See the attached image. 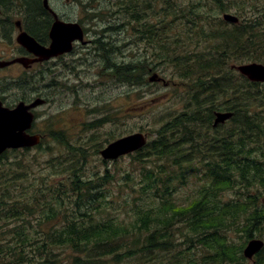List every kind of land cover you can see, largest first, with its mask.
<instances>
[{"label": "trees", "instance_id": "obj_1", "mask_svg": "<svg viewBox=\"0 0 264 264\" xmlns=\"http://www.w3.org/2000/svg\"><path fill=\"white\" fill-rule=\"evenodd\" d=\"M39 1L26 0L33 10L32 21L36 20V12L40 14ZM114 1L124 20L119 27L130 28L141 40L150 39L155 60L156 37L160 39L163 30V20L157 22L154 12L156 0ZM161 1V13L171 14V1ZM218 3L221 12L235 9L239 22L214 29L211 14L189 18L194 32L212 44L199 52L184 49L183 58L174 54L172 60L179 69L177 75L191 79L200 96H208L199 100L194 95L197 105L194 110L179 113L152 130L154 137L131 155L138 162L146 158L155 161L154 167L142 165L137 173L139 191L150 195L151 202L145 206L134 204V217L128 224L113 218L93 220L109 203L107 184L114 174L105 170L84 178L73 167L69 180L50 182L47 174L40 176V183L37 180L23 187L15 184L21 180L29 182V175L26 168L17 172L21 169L17 162L15 168L10 166L0 171V223L3 224L0 233H6L0 236V264H246L242 255L246 241L257 230L264 232V205L258 204L257 196L251 193L256 183L264 187V161L259 157L264 156V83L250 82L238 74L241 80L238 84L228 63L235 60L238 64H264V0H218ZM246 8L253 9L252 15L245 14ZM189 14L195 16L192 10ZM215 20L219 26L224 22ZM38 21L42 24L45 18L39 15ZM202 21L211 22L208 32L202 26L195 27ZM118 29L112 25L106 28L108 32ZM30 30L31 33L42 31L40 26ZM191 42L194 43L193 36ZM172 44L176 49L181 48V43ZM107 46L115 51L113 42L99 43L97 50L103 55L105 49L109 50ZM148 64L147 61L135 67L130 63L113 64L110 74H117L119 81L141 85L143 76L155 69L156 61L153 67ZM228 95L230 98L220 103ZM202 100H209L205 108ZM214 110L232 114L229 118L232 124L223 131L222 138L218 132L213 134L209 126L218 112L213 114ZM198 123L197 130H206L205 133L185 136L184 132L189 128L195 130ZM174 133L180 134L177 143ZM51 135L61 141V132ZM209 136L214 137L208 140ZM185 144L189 146L184 147ZM193 155L204 161L205 180L186 204L178 205L172 201L171 183L173 179L183 180L186 174H195L198 168L191 163ZM54 174L63 173L54 171ZM125 180L132 181L129 173ZM228 190H236V195L222 202L220 197ZM228 231L242 232V244L234 245L226 235ZM181 246L188 252L180 250ZM192 247L203 248L202 255L190 253ZM160 253L169 254L170 258L160 261L157 258ZM255 256L253 264H264V248Z\"/></svg>", "mask_w": 264, "mask_h": 264}, {"label": "rangeland", "instance_id": "obj_2", "mask_svg": "<svg viewBox=\"0 0 264 264\" xmlns=\"http://www.w3.org/2000/svg\"><path fill=\"white\" fill-rule=\"evenodd\" d=\"M169 1H171L169 4L171 5V14L161 13L163 11V3L161 0H156V10L154 7L157 22L163 20L161 22L163 28L161 38L156 37L155 60L152 57L154 47H152L150 39L146 38V40H141L139 35L131 31L130 28L125 30L119 27L120 23L124 20L114 0H91V13L84 10L85 8L89 9L88 4L84 2L83 6H81L80 18L82 21H86L85 18L89 17L92 20L90 24L95 25V27L91 28L93 32L89 36L94 34L101 44L103 42L108 44L113 42L116 45L114 52L113 47L107 46L109 50L105 49L106 53L103 55L98 51L99 49L97 50V44L99 43L94 46L91 52L90 49H85L84 53L86 51L92 53L91 58L96 55L95 59L99 62L105 61L106 63L107 61L108 63L116 65H122L124 63L125 66L130 63L131 67H135L137 63H145V61L150 63L148 66L153 67V62L156 61L155 69L143 76L141 85H131L128 81H119L118 78L116 79L110 74V70L101 69V66L92 67L90 65L73 66L71 68L65 67V69L57 72L58 74L55 72L57 74L54 77L56 82L52 84L53 87H50V89H46L45 86L43 87L41 81L34 80L31 83L33 92H43L48 97L47 104L37 109V117L34 120L32 133L40 135V141L42 140L43 142L38 148L34 146L29 149L8 150L6 155L0 158V171L10 166L15 168L17 162L21 164L19 166L21 169H18L17 172H21L26 168L30 181H17L16 186L29 187L35 184L37 180V183H40V176H46L47 174L51 177L48 179L50 182L51 180L59 182V180H69L73 171L79 172L84 178H91L107 170L109 172L108 174H114L113 178L109 179V183L107 184V198L109 203L93 216V220L107 221L108 218H113L115 221L128 224L132 222L134 217V204L145 206L151 202L152 198L150 195L143 194L139 191L137 173L142 165H151L154 167L153 162L155 161H147L148 158L142 162L135 161L131 156L135 152L118 157L115 160H102L99 151L114 139L132 132L145 133L147 140H151L155 135L152 133V130L174 119L179 113L193 109V107H190V100H193L194 95H198L199 100L202 97L208 96V94L200 96L199 89L191 79L179 77L177 75L179 69L175 68L172 60L174 54L183 58L185 55L184 49L187 50L186 52H199L202 49H206L208 44L212 43L200 38L194 32L192 26L187 28L189 35H185L181 30L185 23L179 22L173 17L188 15L191 19L192 17L199 18L203 14H211L212 16L210 18H213L214 23L211 24V22L206 23L202 21V24H195L196 28L202 26L207 32L210 24L214 29L223 28L221 26L228 25L223 22L219 26L215 20H222L221 16L223 12L220 11L218 0ZM166 6L168 5L166 4ZM192 6L193 9H191ZM191 10L195 16L189 14ZM252 10V8H246L245 14L252 15ZM225 12L235 14L236 10L230 9ZM111 25L118 26L119 29L108 32L106 28ZM87 26H89L88 22ZM176 32L177 34H175ZM175 35H177L176 38ZM192 36L194 43L191 42ZM168 37H171L174 43H181V48L176 49L173 44L164 47L162 41L166 42ZM159 45L162 46L160 47ZM195 45L196 47H194ZM242 63L244 62H240V64ZM237 64L238 62L235 60L230 61L228 67L232 70V76L236 78L239 84L241 80L238 76V71L235 69ZM68 70L71 71L75 78L69 82L71 87L68 83L62 82L69 78L66 74ZM15 74L16 77H19L23 74V71L16 69ZM0 75L4 77L3 73H0ZM151 77H153V80H151ZM22 79H25V77ZM80 83L84 84V86H78ZM87 84L91 85L86 86ZM190 87L194 91L197 90L192 94V98L189 95ZM2 88L8 90V85H4ZM72 90L75 91L72 92ZM26 91L25 85L17 87V93L24 94ZM229 98V95L225 96L220 99V103H223L222 100ZM208 102L209 100H202V104H204L202 107L205 108ZM262 110V114L264 115V107H262ZM231 124L232 122L230 121L224 124V130H229L228 128ZM198 127L195 125V130H186L184 132L185 136L189 134H193L194 136L195 133H205L206 130H197ZM224 130H213V134L218 132L220 135L218 137L222 138L224 136ZM56 131L61 132V141L55 140L51 135ZM173 137L174 142L177 143L180 134L174 133ZM213 137L209 136L208 140ZM195 142L198 141L195 140ZM183 146L186 147L187 144ZM259 157L264 161V156ZM191 158L193 166L198 168L195 174H186L183 180L177 178L173 179L171 183L172 201L178 205L186 204L196 194V191L205 180L202 172V163L204 161L195 155L191 156ZM73 167L74 170L72 171L71 168ZM54 171L63 174H54ZM127 173L132 177V181L125 180ZM175 173H178V169L175 170ZM263 189V185L259 183L254 184L251 189V193L259 197L257 200L258 204H261V195L259 196V194ZM235 195L236 190H228L222 193L220 199L224 202L235 197ZM154 198L157 199V197ZM31 224H34L32 220ZM2 225L0 223V226ZM255 233L264 242V232L257 230ZM5 235L6 233H3V235L0 233V236ZM226 235L236 246L241 245L244 240L243 233L240 231H228ZM186 247L181 246L180 250L188 252L185 249ZM203 250V248L197 249L192 247L190 248V253L201 256ZM158 257H160V261L164 262L170 258V255L160 253ZM255 259L256 256H253L250 260L245 259V263L253 264V260ZM65 260L63 263L66 262ZM106 264L114 263L108 262Z\"/></svg>", "mask_w": 264, "mask_h": 264}, {"label": "flooded vegetation", "instance_id": "obj_3", "mask_svg": "<svg viewBox=\"0 0 264 264\" xmlns=\"http://www.w3.org/2000/svg\"><path fill=\"white\" fill-rule=\"evenodd\" d=\"M84 2L88 4L87 6H89L90 9L89 10L85 8L84 10L88 13H91V0H48V7H45L43 0H40L38 5V9L40 12L39 15H42V17L45 18V21L41 24L38 21L39 15L36 11V20L32 21L33 10L28 7L26 0H0V42H7L3 44L0 43V62L6 63L5 65L0 66V73L4 74V77H1L0 75V88H2V86L4 85H8V90L4 88L0 89V105L2 108L11 110L14 109L21 102L24 105H29L36 98H42L44 100L42 104L30 109V111L33 113V122L31 124V127L26 129L25 131L28 134L33 133L34 120L36 119L38 112L37 109L45 106L48 102V97L46 93L39 91L33 92V88H31V83L34 80L41 81V83H43V87L45 86L46 89H50V87H53L52 84L56 82V79L54 77L57 76V72L65 69V67L71 68L73 66L79 67L81 65H90L92 67L101 66V69L107 70H111V68L113 67V65L111 63H108L107 61L106 63L105 61H97V59H95L96 55L91 58L92 53L90 52L94 49V46L100 41L97 40V37H95L94 34L92 36H89V34L93 32L91 28L95 27V25L90 24L92 21L91 18L86 17V21H82L80 18L81 6H83ZM173 18H176V20L185 23L184 26L181 25V30L185 35H187V28L191 26V24L189 23L190 17H188V15H179ZM54 21H61L65 24H78L79 27L82 29V38L74 39L71 42V48L69 50L56 56H51L47 59L42 60H38V57L36 55L30 53L25 47L21 46L17 42L16 38L18 34L20 32H26L28 35L33 37L38 44L44 47H48L51 42L50 29ZM87 22L89 23V26H87ZM224 23L226 25H230V23L228 22L224 21ZM37 26H40L42 31L31 33L30 29H36ZM175 34H177V32ZM176 36L177 35H175V38ZM172 43L173 40L171 37H168V40L166 42L162 41V45H164V47H168V45L170 46ZM85 49H90V52L86 51L84 53ZM18 57H23L27 60L35 59V61H26L24 63L11 62L13 59ZM122 65H124V63ZM15 68L22 70L23 74L19 77H16ZM66 74L69 78H65L66 80L62 82L68 83V85L70 86L69 82L75 78L69 70ZM23 77H25V79H22ZM114 77L117 79V74H115ZM20 85L26 86L27 91L24 92V94L17 93V87ZM90 85L91 84H87L86 86ZM78 86H84V84L80 83ZM73 91L75 90H72V92ZM196 91L197 90L194 91V89L190 87L189 95L191 96V98L192 94ZM196 106V103L193 100H190V107L195 108ZM214 112L215 111H213V114ZM212 119L209 125L211 126V130H224V124H227V122L230 121L228 119L222 123H218L217 125H215V114L214 118L212 117ZM204 123L205 122L203 121L202 124ZM196 125L199 126V123ZM188 130H192V128H189ZM189 138L191 139L192 135L189 136ZM188 146L189 145H187L186 147ZM18 149L29 148L22 147ZM260 195V199H262L264 197V189L260 192L259 196ZM258 199L259 197L257 196V200ZM255 234L256 233H254L252 237L258 238V236H256Z\"/></svg>", "mask_w": 264, "mask_h": 264}, {"label": "water", "instance_id": "obj_4", "mask_svg": "<svg viewBox=\"0 0 264 264\" xmlns=\"http://www.w3.org/2000/svg\"><path fill=\"white\" fill-rule=\"evenodd\" d=\"M47 7V0H43ZM222 19L226 22L236 24L239 22L238 16L232 13H223ZM82 38V29L78 24H65L61 21H54L50 29L51 42L48 47H44L28 35L20 32L16 38L17 42L25 47L30 53L36 55L38 60L47 59L51 56L61 54L71 48L74 39ZM32 62L23 57L13 59L11 62ZM9 63V62H8ZM6 63L0 62V66ZM235 69L252 82H264V64L258 62H247L237 64ZM153 80V77H151ZM44 102L42 98H36L29 105L19 103L14 109L2 108L0 105V155L7 149L22 147H33L40 142V135L28 134L26 129L31 127L33 113L30 109ZM231 116V112L220 111L215 113L214 123H222ZM147 142L145 133L132 132L109 142L103 147L99 154L102 160H115L120 156L141 149ZM264 204V197L262 199ZM263 241L257 238L249 239L243 249L244 257L251 259L262 249Z\"/></svg>", "mask_w": 264, "mask_h": 264}, {"label": "bare ground", "instance_id": "obj_5", "mask_svg": "<svg viewBox=\"0 0 264 264\" xmlns=\"http://www.w3.org/2000/svg\"><path fill=\"white\" fill-rule=\"evenodd\" d=\"M45 7H46V6H45ZM47 7H48V0H47ZM218 112H220V111H218ZM231 115H232V114H231ZM230 117H231V116H230ZM230 117H229V118H230ZM229 118H228V119H229ZM228 119H226V120H228ZM214 124H215V123H214ZM215 125H217V124H215ZM262 199H263V198H262ZM252 238H256V237H251V238H249V239H252ZM244 247H245V246H244ZM263 248H264V244H263V246H262V249H263ZM243 249H244V248H243ZM262 249H261V250H262ZM242 255H243V250H242Z\"/></svg>", "mask_w": 264, "mask_h": 264}]
</instances>
